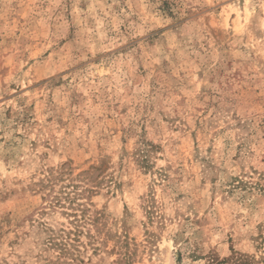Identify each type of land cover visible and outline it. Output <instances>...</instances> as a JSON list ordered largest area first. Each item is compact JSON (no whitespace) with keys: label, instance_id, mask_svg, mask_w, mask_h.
Instances as JSON below:
<instances>
[{"label":"rangeland","instance_id":"374dc122","mask_svg":"<svg viewBox=\"0 0 264 264\" xmlns=\"http://www.w3.org/2000/svg\"><path fill=\"white\" fill-rule=\"evenodd\" d=\"M61 193L111 234L74 261ZM234 255L264 264V0H0V264Z\"/></svg>","mask_w":264,"mask_h":264},{"label":"trees","instance_id":"16d2710c","mask_svg":"<svg viewBox=\"0 0 264 264\" xmlns=\"http://www.w3.org/2000/svg\"><path fill=\"white\" fill-rule=\"evenodd\" d=\"M57 178L51 176L46 181V187L50 189ZM64 189V187H63ZM63 195V196H61ZM60 196H54L41 215H47L48 212L59 210L61 215L66 216L68 219L66 227L63 224L58 226H50L47 223H40L43 227L45 237L43 238L44 252L49 253V250L54 249L55 256L49 255L57 261L60 259H69L74 261L79 253V248L90 246L93 252L99 250L111 238V234L106 229L103 222L104 215L100 212L89 213V210L84 205L80 204L71 197L68 193H61ZM61 226V227H59ZM85 237L87 242L81 240ZM119 249V248H118ZM120 262L128 263L131 255L127 252H119ZM231 259V264H245L247 258L245 256L234 255Z\"/></svg>","mask_w":264,"mask_h":264}]
</instances>
